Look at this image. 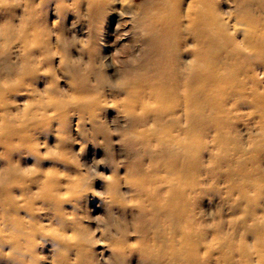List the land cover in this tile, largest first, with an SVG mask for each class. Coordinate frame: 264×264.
<instances>
[{"label":"bare ground","instance_id":"bare-ground-1","mask_svg":"<svg viewBox=\"0 0 264 264\" xmlns=\"http://www.w3.org/2000/svg\"><path fill=\"white\" fill-rule=\"evenodd\" d=\"M112 133L124 178L81 160ZM261 151L264 0H0V264H264ZM210 159L238 201L217 241L196 212Z\"/></svg>","mask_w":264,"mask_h":264},{"label":"rangeland","instance_id":"rangeland-1","mask_svg":"<svg viewBox=\"0 0 264 264\" xmlns=\"http://www.w3.org/2000/svg\"><path fill=\"white\" fill-rule=\"evenodd\" d=\"M221 1L225 3L227 0H221ZM58 34H59V30H58ZM121 65L122 64L119 63L118 66L116 65L114 67L106 66L107 72L110 73V75L112 74L111 75L112 79L120 73ZM64 81H67V79L66 80L64 78L54 79L50 77V78H45V81H42L41 79L38 80V84L45 83L53 86L58 83H64ZM27 93L30 94V92ZM81 93L88 94L89 92L87 91L85 93L84 92ZM238 113L240 114L242 112L239 111ZM121 114L122 112L118 110L117 115L121 117ZM248 114H249L248 112H244L243 118L238 122V125L236 126V131L233 132L232 139L234 140L233 141L234 145L235 142H237L239 145H241V147L252 149L253 139L257 138L261 134V129H260L261 122L258 116H251L250 114L249 116ZM116 137L117 134L112 133V135H110L111 140L104 141L103 135L99 134L96 135V137H92V135L88 134L86 137L88 142L85 144L86 146L84 151L85 153L81 156V160L86 161L87 163H89V165L95 164L96 166L101 167V169L103 170L105 161L111 157L113 158V164L122 162V165L119 167V169L116 172L119 173L122 176V178H124L125 171L128 172L130 170L134 171L136 170V168L133 166L134 163L131 159H125L124 161L117 160L120 159V157L118 155L119 154L118 151L116 150V147L118 146L115 140ZM220 149H221L220 147H218V149L217 148L214 149V154L225 155L224 150H220ZM253 153L255 155L254 165L259 166L260 164H262L264 166V151L253 152ZM210 162L209 163L212 168L214 166L217 167V169H215L214 167L215 173H219V175L216 176V178H219V182H220L219 190H215L213 187L209 188L207 193L203 194V196L201 197V204L198 210H196V212L201 214L204 220L207 221V224L205 225H207L208 237L210 239H215L217 241L220 238L222 239L228 236L232 232V229L234 228L233 222L237 218V216H233V207L238 203V201H237V195H231V193L226 188V178H225V176L227 175L226 165L223 163L221 164V168H220L218 164L213 163L211 159ZM221 175L224 176L222 177ZM94 181L98 183L99 179H95ZM111 198L113 199L112 196ZM70 210H72L71 207ZM113 210L114 213L112 214V216L113 215L118 216L122 212L121 208H116ZM98 215L106 216L107 213H105V210L103 211V209H100ZM116 240H118V237H116ZM45 243L52 244V241L47 240V242ZM136 262H140V261H138L137 258H133L132 261H130L128 264H135ZM140 264L142 263L140 262Z\"/></svg>","mask_w":264,"mask_h":264}]
</instances>
